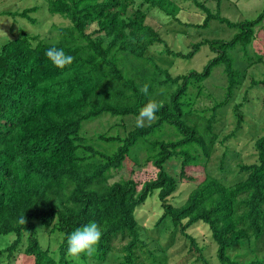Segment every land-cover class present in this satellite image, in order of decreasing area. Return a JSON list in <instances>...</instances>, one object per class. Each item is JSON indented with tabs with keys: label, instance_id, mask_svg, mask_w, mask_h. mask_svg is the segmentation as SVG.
Segmentation results:
<instances>
[{
	"label": "trees",
	"instance_id": "1",
	"mask_svg": "<svg viewBox=\"0 0 264 264\" xmlns=\"http://www.w3.org/2000/svg\"><path fill=\"white\" fill-rule=\"evenodd\" d=\"M39 1L3 12L38 24L34 15L45 8L69 22L53 23L44 36L22 29L0 45V264L23 254L32 264H167V247L178 235L196 262L212 264L206 245L190 232L197 226L216 245L219 264H264V132L254 130L252 161L226 147L221 174L209 168L217 145L239 134L252 90L264 87V70L257 72L264 46L256 36L264 7L255 18L233 21L222 14V0H213V9L205 0ZM188 1L204 13L202 21L184 16ZM155 14L167 21H155ZM212 20L238 31L229 39L192 40L186 51L165 37L164 23L189 34ZM157 44L163 50L153 54ZM53 45L72 55L71 64L58 68L48 60L45 50ZM202 46L214 55L201 69L173 72L172 59H192ZM219 72L215 90L209 82ZM201 98L214 102L199 106ZM149 100L160 104L153 119L129 128L124 118H137ZM232 103L237 125L224 135L219 118ZM105 114L122 119L104 121V130L84 127ZM173 158L180 159L179 179L165 166ZM148 163L156 176L139 189L131 175ZM198 170L204 175L196 176ZM182 181L190 190L173 199ZM155 193L162 210L155 226L172 228L168 245L157 249L143 237L137 216ZM92 216L103 225L100 239L91 252L67 257V235Z\"/></svg>",
	"mask_w": 264,
	"mask_h": 264
},
{
	"label": "rangeland",
	"instance_id": "2",
	"mask_svg": "<svg viewBox=\"0 0 264 264\" xmlns=\"http://www.w3.org/2000/svg\"><path fill=\"white\" fill-rule=\"evenodd\" d=\"M206 4L212 9L215 8L216 2L213 0H205ZM34 4H41L39 0H0V45L7 41L8 39L18 36L22 29H25L30 34H39L46 35L50 31L53 23L60 24H68V20H65L59 16L50 15L45 8L40 9L37 14L34 16L38 17L40 23L32 24L14 15H4L5 11H21L27 7H31ZM186 7L189 9L188 12L184 13V16L189 18L190 21L200 22L203 19L204 13L193 3L187 2ZM264 0H222L221 12L224 16L229 17L233 21H241L246 19L255 18L263 9ZM155 21H164L165 16L160 14H155ZM163 27L165 28V37L170 41L171 46L175 50H188L190 49V43L192 40L197 41L202 37H215V38H225L229 39L234 35L238 29L230 28L226 24H223L217 20H212L210 24L196 31L195 29L189 30L185 26H179L175 23H164ZM168 29V31H167ZM56 32V31H54ZM201 32V33H199ZM256 36L257 39L261 40V43L264 46V22L263 26L256 27ZM208 48L206 46H202L200 51L194 55L192 59H177L172 61L174 64L172 65V70L175 74L186 72L191 68L201 69L202 66L211 58L214 54L213 52H208ZM163 50L162 44L154 45L151 49L153 54H159ZM172 58V57H169ZM264 64L260 65V68L257 72H263ZM218 74V79L210 81L212 87L213 85H220L221 79ZM250 81H246V85L244 86L243 91L249 85ZM216 90V87L212 88ZM217 91H219L217 89ZM237 97L236 102L241 101L242 93ZM250 101L246 104L242 114H243V124L239 129V134L231 137L226 141L224 146L222 144H218L217 148L214 152L213 158L209 164V168L213 171V173L220 175L221 170L220 162L221 157L226 150V147L230 150L237 149L244 160L250 162L254 158V147H253V136L254 130L258 133L264 132V87L254 88L250 93ZM214 102L211 98H201L198 105L199 106H207L211 105ZM235 103H232L228 108V111L224 114L220 115V127L219 129L222 134H230L232 130L236 128V120H235ZM262 115L263 121L258 120V116ZM108 117V119H106ZM237 117V116H236ZM255 117V118H253ZM122 119V117L114 116L112 117L109 114H105L91 122L85 123L84 127L90 131L95 130H104L109 127L108 123L105 122H114L116 120ZM126 121V125L130 128L132 127L136 121V117L127 116L124 118ZM151 120H145L144 124L149 123ZM122 130L123 128L120 127ZM128 128V129H129ZM218 129V130H219ZM118 129L112 130V132L117 131ZM240 160V158L238 157ZM237 161V159H236ZM167 171L177 179H179L181 163L180 159L173 158L166 163ZM157 169L156 167L148 163L143 167H135L134 173L131 175L137 182L138 188L140 189L142 183L155 178ZM125 172L116 173L111 181L118 180ZM196 176H203L204 173L202 170H198L193 172ZM191 184L188 182L182 181L180 183L179 190L175 193L173 199L181 200L185 199V195L190 190ZM162 213L160 208V202L157 198V193L153 194L149 197L147 203L141 205L139 210H137V216L140 220L141 230L143 237L149 242V246L153 249H157L162 245H168L169 234L171 232V227L167 224L164 225L159 230L156 228L155 223L158 220ZM39 235L42 239L44 245H47L50 241L49 236L44 235V228L41 224H39ZM191 233L196 236L201 244L206 245L205 253L207 256L211 258L212 264H219L216 259V245L211 241L209 234L206 231V228L203 226H197L194 229L190 230ZM13 238V235H10L9 238ZM55 245V244H54ZM116 250H118L121 246V241L116 240L114 242ZM168 254V263L167 264H201L196 262V255H193V251L189 252L188 241L182 236L178 235L175 239V242L167 247ZM13 264H32V259L26 256L25 254L19 255L14 258Z\"/></svg>",
	"mask_w": 264,
	"mask_h": 264
},
{
	"label": "clouds",
	"instance_id": "3",
	"mask_svg": "<svg viewBox=\"0 0 264 264\" xmlns=\"http://www.w3.org/2000/svg\"><path fill=\"white\" fill-rule=\"evenodd\" d=\"M45 56L58 68L71 64L73 60L72 55L66 53L63 48L54 45L45 50ZM143 90L141 89V91ZM159 107L160 104L155 100H149L143 104L135 121L136 126L143 127L145 120H152ZM18 222H24L23 215ZM102 232L103 225L98 222L95 216L83 220L67 235L66 256L77 258L82 250L91 252L95 243L100 239Z\"/></svg>",
	"mask_w": 264,
	"mask_h": 264
}]
</instances>
